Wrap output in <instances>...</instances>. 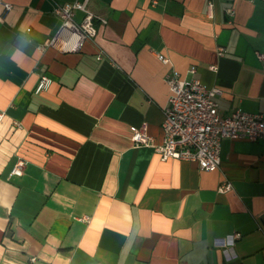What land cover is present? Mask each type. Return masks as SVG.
<instances>
[{
	"label": "crops",
	"instance_id": "obj_1",
	"mask_svg": "<svg viewBox=\"0 0 264 264\" xmlns=\"http://www.w3.org/2000/svg\"><path fill=\"white\" fill-rule=\"evenodd\" d=\"M72 1L0 0V264H264L263 139L223 138L205 170L130 138L161 142L165 74L190 66L221 115L264 112V0H88L95 35L39 50Z\"/></svg>",
	"mask_w": 264,
	"mask_h": 264
},
{
	"label": "built area",
	"instance_id": "obj_2",
	"mask_svg": "<svg viewBox=\"0 0 264 264\" xmlns=\"http://www.w3.org/2000/svg\"><path fill=\"white\" fill-rule=\"evenodd\" d=\"M88 0L56 4L53 12L59 17V29L55 35L47 38L38 45L42 50L47 46H55L64 51L78 50L86 38L96 33L94 15L87 8ZM4 12L11 8V3H2ZM76 10L82 11V17L75 21L73 16ZM227 11L232 15L233 11ZM217 55L224 53V48L218 46ZM159 59L166 62L168 59L158 54ZM264 60V54H259ZM216 69V64L209 65ZM195 68L188 67L184 75L166 73L168 95L163 107L162 140L155 142V138L147 130L145 122L131 126L130 138L134 146L150 145L162 159L174 157L189 159L205 170H214L220 163V144L223 138H246L250 140H264V112H249L239 108L229 114L221 115L217 110L215 96L221 92L217 86H206L194 76ZM51 78L41 74L34 88L35 93L46 90ZM3 111L0 110V120ZM24 161L18 158L11 173L21 174ZM232 188L228 179H223L217 186L218 191H227ZM239 232L228 234L221 243L226 259H231L235 253L230 250ZM35 257H31L34 259ZM178 264H186L181 261Z\"/></svg>",
	"mask_w": 264,
	"mask_h": 264
}]
</instances>
